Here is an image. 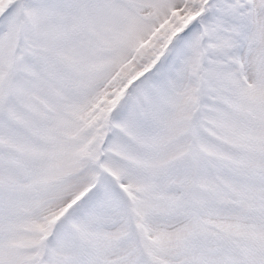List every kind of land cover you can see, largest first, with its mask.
Segmentation results:
<instances>
[{"label":"snow or ice","instance_id":"snow-or-ice-1","mask_svg":"<svg viewBox=\"0 0 264 264\" xmlns=\"http://www.w3.org/2000/svg\"><path fill=\"white\" fill-rule=\"evenodd\" d=\"M0 264H264V0H0Z\"/></svg>","mask_w":264,"mask_h":264}]
</instances>
